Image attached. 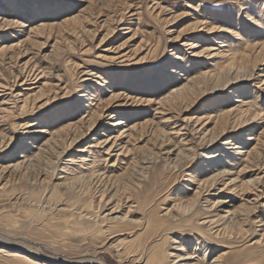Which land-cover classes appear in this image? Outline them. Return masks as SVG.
I'll list each match as a JSON object with an SVG mask.
<instances>
[{"label": "rangeland", "instance_id": "obj_1", "mask_svg": "<svg viewBox=\"0 0 264 264\" xmlns=\"http://www.w3.org/2000/svg\"><path fill=\"white\" fill-rule=\"evenodd\" d=\"M263 43L264 0H0V264H264Z\"/></svg>", "mask_w": 264, "mask_h": 264}, {"label": "bare ground", "instance_id": "obj_2", "mask_svg": "<svg viewBox=\"0 0 264 264\" xmlns=\"http://www.w3.org/2000/svg\"><path fill=\"white\" fill-rule=\"evenodd\" d=\"M182 44H184V43H182ZM262 47L264 48V43H263V45H262ZM253 49V48H252ZM251 54V53H250ZM264 58V56H262V59ZM261 59V60H262ZM232 65H233V63H232ZM227 67H229V66H227ZM234 67V66H233ZM231 69V68H230ZM228 72V71H227ZM250 73V72H249ZM29 74V73H28ZM220 76V75H219ZM219 80H222L221 78H218ZM218 80V82H220ZM224 80H226V79H224ZM237 80H238V78H237ZM217 82V83H218ZM221 83V82H220ZM217 85V84H216ZM185 90V89H184ZM177 95H182L183 94V92L184 91H182V89H176L175 91H174ZM185 93V92H184ZM252 118H253V120H255L256 119V115H253L252 116ZM116 124H118V123H116ZM14 141H15V137H13L12 136V138L10 139V141L9 142H7V143H9V144H13L14 143ZM6 143V144H7ZM7 146V145H6ZM236 147V146H235ZM231 148V147H230ZM238 148V147H237ZM19 157L21 158V160L19 161V166L20 165H23V166H26V167H28V166H31L32 165V162H34L33 161V159H31V158H29L28 156H27V154H21V155H19ZM22 166V167H23ZM33 166V165H32ZM16 167H18L17 165H16ZM21 167V166H20ZM212 183H214V181L212 182ZM211 183V184H212ZM103 207V206H102ZM116 207H118V206H116ZM117 208H114L113 210H116ZM112 210V211H113ZM99 216V215H98ZM103 218V222L105 221V222H107V224H105V225H108L107 227H105V230H103V228L102 227H98L99 228V231H97V232H100V233H102V234H104V232H107V231H109V233H111V232H113L112 231V228H114L113 226H117V225H119V226H123V225H127L129 222H127V220H122V219H120V218H118V219H113L112 217H107V216H105V217H102ZM115 218V217H114ZM100 222V221H99ZM145 222V221H144ZM147 222V224H146V226H149V221H146ZM69 227V226H68ZM73 227H75V224H74V222H73V224H72V229H73ZM153 228V227H152ZM155 228H157V227H155ZM158 229V228H157ZM74 230V229H73ZM72 230V231H73ZM76 230V229H75ZM79 231H81L82 229H78ZM154 230H156V229H154ZM114 232H115V230H114ZM216 232V231H215ZM108 233V232H107ZM160 233V232H159ZM153 234V233H152ZM217 234V233H216ZM214 235V234H213ZM211 237V236H210ZM216 237V236H215ZM163 239L164 238H162V241H163ZM220 244V246L221 247H226V244H224V243H219ZM177 249V248H176ZM2 250V249H1ZM162 251V250H161ZM13 255L14 256H16V257H18V258H25V256L24 255H22V253H13ZM150 256V255H149ZM151 256H152V260H156V263L157 264H161L160 262L162 261L161 259H163L164 258V251H163V253L161 252V253H152L151 254ZM150 256V257H151ZM176 256H179V255H176ZM188 257V254L186 253V256L185 257H180L181 259L183 258H187ZM93 259V258H92ZM149 260H150V258H148ZM147 259V260H148ZM167 264V263H166ZM218 264V263H217ZM220 264V263H219Z\"/></svg>", "mask_w": 264, "mask_h": 264}]
</instances>
